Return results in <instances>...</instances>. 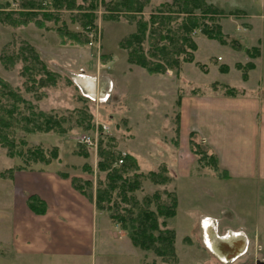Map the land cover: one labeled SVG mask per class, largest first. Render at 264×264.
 I'll return each instance as SVG.
<instances>
[{"label": "rangeland", "instance_id": "374dc122", "mask_svg": "<svg viewBox=\"0 0 264 264\" xmlns=\"http://www.w3.org/2000/svg\"><path fill=\"white\" fill-rule=\"evenodd\" d=\"M81 1L77 0L78 3ZM167 1L171 0H151L143 15L148 18L154 6ZM206 1L222 9L216 17L226 35L227 43L222 44L216 39L206 37L200 29L193 31L192 37L197 42L198 49L195 51V61L184 66L183 78L178 77L172 69H167L163 73L174 76L176 87L178 86L174 98L170 97L174 88L170 79L157 77L155 74L139 76L124 73V68L128 64L127 53L119 46V41L135 31L136 22L127 18L128 13L119 14L118 19L107 17L109 12L101 0L95 11H89L97 15L95 29L91 27L84 29L79 20L72 22L70 14H77V11H62L68 30L84 33L87 38L85 43H77L72 39L63 40L58 29L62 26L61 22L58 24L48 22L47 28L31 22L16 29L0 22V52L11 40L12 34L23 37L35 47L47 66L58 75V83L56 86L37 84L35 86L37 97L32 93L34 90L32 83L26 82L22 74V63H16L11 69L4 68L0 63V76L19 89L30 101L36 102L43 111L53 112L57 116L65 115L70 120V128L66 134L39 132L26 137L28 143L23 146L24 150L40 146L49 152L57 147L58 157L53 158L49 164L38 162L26 165L19 157L10 158L6 148L0 144V172L8 173V170H14L11 176L10 173H6L4 177L0 175V208L7 206L6 198L15 189L10 179H13L14 174L20 170L15 169L18 166L23 169L40 164L54 166L61 171L60 173L68 174L69 176L64 177L71 178V181L74 177L83 182L91 181L92 192L96 193L98 186L107 182L106 172L98 169L99 142L102 137L104 141L112 137L119 151L130 153L137 159V171L149 173L165 167V174L169 177L167 182L157 184L149 178H144L142 190L138 189L134 195L141 202L145 195L156 190L163 197L167 191H176L177 214L166 221L167 227L173 228L177 234L178 261L173 264H264V183L230 181L224 178L221 169L218 173L211 167H200L195 155L183 142L180 131H176L178 126L176 113L179 107L176 100L179 94L191 93L193 89L198 90V93L207 94L213 89L211 84L215 81L241 88L244 83L236 63L254 62L252 59H255L244 51L245 45L238 41L243 32L242 28L248 24L245 20L246 12L253 14L258 11L253 6L254 0ZM14 2L16 4L10 2V8L17 9L19 0ZM244 43L249 46L251 41L244 40ZM231 47L235 49V55L230 63L232 65L235 63L231 71L225 75L217 67L232 58ZM219 57L224 60L221 61ZM197 62L208 64V72L202 71ZM86 77L95 78L93 93H89V88L87 90V86H83L81 82ZM119 77L122 86L130 88V84L127 83L131 82L133 93H137L134 87L139 86L142 94L130 93L128 97L120 98L117 79ZM85 103L87 107H84ZM88 113L92 114L93 128L86 130L77 123V120ZM103 125H107L109 129L103 131ZM85 134L97 137V143L96 139L92 140L91 148L81 142ZM79 151H87L88 156L77 153ZM120 164L122 162L119 160L115 165ZM134 172L132 169L126 176L132 177ZM118 192L119 190L113 192V200H119ZM97 210L116 223L110 217L111 210ZM0 229L6 231L2 224ZM208 230L210 236H207ZM216 235L224 239L230 237L244 239L248 244L246 253L225 260L227 253L225 247L213 245V242H217L214 241ZM217 250L225 252L224 256L219 255ZM147 252L144 259L154 261L156 264H167L153 251Z\"/></svg>", "mask_w": 264, "mask_h": 264}, {"label": "trees", "instance_id": "16d2710c", "mask_svg": "<svg viewBox=\"0 0 264 264\" xmlns=\"http://www.w3.org/2000/svg\"><path fill=\"white\" fill-rule=\"evenodd\" d=\"M151 0H101L104 8L109 12L107 17L118 19L121 13L136 22L135 31L127 34L119 41V46L127 53V61L130 64L142 67L149 74H163L167 69H172L179 77L183 64L195 61L197 42L192 37L195 29L210 39H216L222 44L227 43L226 35L216 17L222 9L206 0H171L161 2L154 6L146 18L143 14ZM99 0H19L17 9L10 8V2L0 0V22L12 29H16L31 22L39 27H48V22L58 24L61 22L59 34L63 40L77 43L87 42L84 33H74L68 30V25L63 18L62 11H77L70 14L71 21L79 20L84 29H95L96 17L94 12L98 8ZM237 12L239 10H236ZM235 11V12H236ZM78 17V18H77ZM124 17V16H123ZM72 39V40H71ZM246 53L251 58L259 56L258 46L247 48ZM0 63L6 69H11L16 63H22L21 71L26 82H31L37 95L35 86H56L58 75L52 71L41 57L35 47L23 37L12 34V38L1 49ZM202 71L208 72V64L196 63ZM256 64L252 61L236 63L240 69L241 77L247 80L249 71ZM219 71L227 73L230 67L221 64ZM212 88L225 95H238L241 93L236 87L213 82ZM198 90H192L196 93ZM38 97V95H37ZM182 95L176 100L180 105ZM87 103L84 107H87ZM87 113V112H84ZM87 118V119H86ZM179 121V112L176 113V122ZM92 114L77 120V123L88 130L93 128ZM70 120L65 115L57 116L53 112H45L39 105L26 98L19 89L13 87L0 76V144L6 148L10 158L19 157L26 165L41 162L49 164L53 158L58 157L57 147L49 152L40 146L28 147L26 137L29 134L39 132H56L66 134L70 128ZM176 131H179L177 126ZM109 137V136H108ZM20 139V141L18 140ZM113 138L99 142L98 169L106 172L107 182L99 185L96 193L92 192V182H83L72 178L75 189L85 194L90 199H95L96 208L111 210L110 217L118 223L128 234L132 243L144 251H153L162 261L173 264L178 261L176 239L177 234L173 228L167 227V219L177 214L178 196L176 191H167L163 197L156 190L152 194L145 195L139 202L134 193L142 190V179L149 178L157 184L168 181L165 167L160 171L149 173L137 171V159L130 153H122L116 148ZM20 142L19 144L17 142ZM86 146V145H85ZM189 146L195 155V160L202 168L211 167L219 173V164L216 154L196 133L191 132ZM79 154L88 156L87 151H79ZM122 160L120 166H116ZM15 169H23L21 166ZM132 169L135 170L132 177L126 176ZM0 172L13 175L10 169ZM62 176H69L60 173ZM8 178V177H7ZM119 190V200H113V192ZM28 206L36 213H45L46 202L36 194H29ZM105 203V204H104ZM108 203V204H106ZM110 203H112L110 205ZM127 204V205H125ZM144 264H156L154 261L144 259Z\"/></svg>", "mask_w": 264, "mask_h": 264}, {"label": "crops", "instance_id": "0c3cea01", "mask_svg": "<svg viewBox=\"0 0 264 264\" xmlns=\"http://www.w3.org/2000/svg\"><path fill=\"white\" fill-rule=\"evenodd\" d=\"M253 6L258 11L253 14L246 12L248 24L241 27L243 32L238 41L245 45L244 51L258 45L260 53L252 59L256 66L249 71L248 79H242L244 84L241 88L236 87L241 93L225 95L214 89L207 94L185 93L178 107L177 124L187 149H190V133L196 132L215 152L226 180L262 184L264 0H254ZM243 39H249L250 45H246ZM230 51L232 58L225 63L230 67L229 72L235 63H230L235 49L231 47ZM186 64H183L182 78ZM124 69V73L130 75H153L130 63ZM229 72L222 73L226 75ZM157 77L170 79L174 85L170 97L174 98L178 92L174 76L163 74ZM117 79L120 98L134 94L129 80L130 88L122 86L120 77ZM134 88L136 95L142 94L139 86ZM60 172L54 166L40 164L20 169L10 179L15 189L6 198L7 206L0 208V224L6 227V231L0 229V264H144V255L148 252L135 246L128 234L109 216L98 213L95 199L75 189L71 178L59 175ZM29 194H36L46 202L45 213H36L28 206ZM214 237V241L224 242L227 250L237 249L239 241H245L242 238Z\"/></svg>", "mask_w": 264, "mask_h": 264}, {"label": "bare ground", "instance_id": "6f19581e", "mask_svg": "<svg viewBox=\"0 0 264 264\" xmlns=\"http://www.w3.org/2000/svg\"><path fill=\"white\" fill-rule=\"evenodd\" d=\"M87 80V82H85L86 83V86L89 88V90H90V92L91 93H93L94 92V84H93V81H92V79H86ZM243 241V240H242ZM240 242L239 241V247L237 248V249H235V248H233V249H226L227 251V253L225 254V252H220V251H216V252H218V253H220L219 255H221V256H224V254L226 255V257H225V260H227L229 257H231V258H236L238 255H241V254H243L245 251H246V247H247V243H246V241H243V242ZM227 243V242H226ZM223 244H225L224 242H213V245L214 246H223L224 247V245ZM224 250V249H223ZM225 251V250H224Z\"/></svg>", "mask_w": 264, "mask_h": 264}, {"label": "built area", "instance_id": "2783aa9c", "mask_svg": "<svg viewBox=\"0 0 264 264\" xmlns=\"http://www.w3.org/2000/svg\"><path fill=\"white\" fill-rule=\"evenodd\" d=\"M103 128L105 129V130H107L109 127L107 126V125H103ZM94 139H96V143H97V137L96 136H93V135H84L83 137H82V139H81V142L83 143V144H85L86 146H88V147H92L93 146V141L92 140H94Z\"/></svg>", "mask_w": 264, "mask_h": 264}, {"label": "water", "instance_id": "95a60500", "mask_svg": "<svg viewBox=\"0 0 264 264\" xmlns=\"http://www.w3.org/2000/svg\"><path fill=\"white\" fill-rule=\"evenodd\" d=\"M86 79H92V81L94 80L92 77H86ZM86 79H84V81H82L81 80V82L85 85V87H86V83L85 82H87V80ZM93 83H94V81H93ZM86 88H88V87H86ZM90 92V91H89ZM91 93V92H90Z\"/></svg>", "mask_w": 264, "mask_h": 264}]
</instances>
